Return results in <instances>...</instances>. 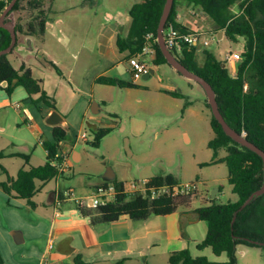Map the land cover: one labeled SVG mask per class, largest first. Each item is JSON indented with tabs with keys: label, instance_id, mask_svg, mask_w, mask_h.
<instances>
[{
	"label": "rangeland",
	"instance_id": "1",
	"mask_svg": "<svg viewBox=\"0 0 264 264\" xmlns=\"http://www.w3.org/2000/svg\"><path fill=\"white\" fill-rule=\"evenodd\" d=\"M33 4L30 5L29 2ZM142 0H22L20 8L10 14L14 18L15 26L22 28L20 37L25 38L29 30L28 25L33 23L37 17L50 19L48 29L56 33L58 30H66L71 34L76 31L88 30L89 35L94 37L95 32L101 34L107 31L108 35L114 32V36H121L120 31L127 32L131 26V18L128 8L134 3ZM35 2L40 3L37 9ZM239 5L232 7V12L238 13ZM187 24L194 32L201 33L202 41L198 54V65L204 64V52L223 61L225 54L241 51L244 48V39H238L236 43L224 39L218 40L217 32L208 17L204 15L187 14ZM74 31V32H72ZM215 35V36H214ZM118 49L114 43L113 53L109 50L107 58L115 65V71L124 74L121 80L136 85L135 88H119L112 86L96 85L94 87V98L91 94V83L84 98L70 100V87L64 86L60 101H63L71 109L68 121L72 124L66 134V141L61 142V151L67 153L65 187L75 191L76 196L83 195L88 183L101 179L108 169H112L117 181L124 184L127 192L133 190L132 184L138 188L143 183L156 176L171 174L175 176L182 185H193L197 191L207 200L214 199L218 204L237 202L238 197L232 193L228 184V169L224 163L216 162L226 156V151L221 150L218 157L208 148V143L214 137L210 120L211 110L207 108V97L203 88L194 81H190L174 71L169 65L155 67L152 60L147 59L150 69L154 74L149 79L140 78L134 80L125 70V61L119 56ZM83 57V56H82ZM100 53L92 63H88V71L100 67ZM12 61V58H9ZM69 62V58L65 60ZM74 63L71 58L70 66ZM16 63L14 64V66ZM229 67V64H228ZM229 69V68H228ZM231 72V68L229 69ZM35 76L45 78L42 71ZM48 89L54 88V82L58 78L48 76ZM57 84V82H56ZM73 89L78 88L76 83H71ZM70 88V89H69ZM90 91V93H89ZM48 92V91H47ZM170 92H176L182 98L171 96ZM64 96V97H63ZM7 98V94L0 92V103ZM92 105L100 106L101 111L93 114L91 110L84 118L83 111ZM64 103L61 106H63ZM189 103V105H187ZM21 105L20 113L32 105ZM36 107V106H35ZM37 108V107H36ZM40 112L41 109L37 108ZM8 122L6 131H0V137L8 138L15 144L32 142L31 150L37 156L43 153V149L31 139L27 126L14 117L13 111ZM6 112H0V124L5 121ZM8 119V118H7ZM6 119V120H7ZM17 124V125H16ZM97 129H112V132L104 137L99 147L92 146ZM1 126V125H0ZM85 134L86 141L81 139ZM3 148L0 145V152ZM7 151L8 149H5ZM79 155L73 158V153ZM77 160V161H76ZM1 165L9 170L10 175L15 176L19 169L25 165L20 158H8L0 160ZM32 165L37 166L38 160L33 158ZM0 182H6V175H0ZM54 183L47 187V191L54 190ZM218 189V192L216 190ZM46 197V196H44ZM25 200H15L0 189V224L11 225L26 229L27 222L40 220L36 212L27 210ZM200 203H194L192 208L198 209ZM182 211V210H179ZM204 238L207 233V224L203 222ZM23 232V230L18 229ZM16 255L5 254L6 264H38L28 258L37 251L33 243L27 242L16 245ZM38 249L42 250L39 244ZM193 257H205L210 262H225V254L217 257L209 248L202 251L194 246L188 250ZM238 264H264V249L239 246L236 250ZM143 263V260H141ZM148 264H169L167 259L159 257L153 260L149 257Z\"/></svg>",
	"mask_w": 264,
	"mask_h": 264
},
{
	"label": "trees",
	"instance_id": "2",
	"mask_svg": "<svg viewBox=\"0 0 264 264\" xmlns=\"http://www.w3.org/2000/svg\"><path fill=\"white\" fill-rule=\"evenodd\" d=\"M19 0L12 11L20 8ZM166 0H143L135 4L129 11L131 26L126 37H118L117 47L120 53L128 52L129 59L142 52L145 37L153 34L157 38V30ZM185 3L197 10L198 15L209 18L217 33L223 32L231 42L244 39L241 60L237 62L236 73H230L228 64L220 62L208 52H204V64L198 65L199 49L184 46L180 54L174 55L189 71L199 75L213 88L219 111L231 129L242 135L249 142L264 151V0H174V5L165 28L172 25L179 33L194 32L190 28L177 22V7ZM30 5L33 3L30 1ZM239 5L238 13L232 12V7ZM37 9L40 3L35 2ZM7 5L0 3V16ZM47 21L37 17L28 25V34L43 36L46 32ZM16 33H22V28L15 26ZM11 44V35L0 27V51ZM155 57L152 63L155 67L168 65L157 43L154 44ZM57 74L61 71L53 64ZM6 83L3 88L2 85ZM99 85L135 88L133 83L124 82L116 78L99 77ZM17 87H22L28 93L29 100L37 108L45 104L56 109L53 100L43 89L42 80L33 76L32 70L22 65L16 70L8 59V55L0 57V89L9 96ZM175 98H182L176 92H170ZM189 105V103L187 104ZM207 108H210L206 103ZM210 125L214 137L208 143L214 158L221 150L226 156L216 162L224 163L228 169V184L232 193L238 197L237 202L218 204L216 200L205 199L192 186L186 194L172 195L176 187L181 186L178 179L171 175L156 176L146 180L147 194L151 190L168 189L157 199L150 200L141 195L129 196L125 193L124 184L114 180L111 182L116 190V197L112 203L96 210H80L84 217L90 218L92 223L111 224L123 217L133 221H144L149 216H167L178 210L189 209L194 203H200L196 209L201 221L207 223L206 238L198 245L200 251L209 248L219 257L227 256L225 262H210L205 257H193L188 250L174 252L169 256V264H238L236 249L238 246L264 249V195L252 201L243 211L238 212L243 203L255 191L259 190L264 181L263 161L260 156L241 146L228 137L219 122L211 116ZM112 132V129H97L92 146L99 147L102 139ZM54 142L43 144L48 152L46 162L42 166L21 169L16 178H10L6 169L0 163V175L6 174V182L0 183L2 191L12 198L26 200L34 206L32 199L37 193V182L47 183L55 180L60 173L52 166L51 160L60 150V144L66 138L62 128L53 130ZM5 155L0 154V160ZM22 158L29 164V157L23 154L10 155ZM238 212V213H237ZM237 218L232 225L234 215ZM263 244V246H260ZM0 264H5L0 253ZM74 264H85L80 258Z\"/></svg>",
	"mask_w": 264,
	"mask_h": 264
},
{
	"label": "crops",
	"instance_id": "3",
	"mask_svg": "<svg viewBox=\"0 0 264 264\" xmlns=\"http://www.w3.org/2000/svg\"><path fill=\"white\" fill-rule=\"evenodd\" d=\"M135 4L137 3L129 6L128 11ZM196 11L185 3L178 5L177 22L190 28L187 24L186 16L188 14L194 17L197 14ZM49 24L50 19L47 20L46 32L43 36L27 34L25 38H23L24 36L21 38V33H18L17 47L8 55V59L12 58V61L10 59L9 61L16 70L25 65L32 70L35 78L42 80L43 89L50 99L53 100L56 109L40 104L41 111L39 112L29 100L28 93L22 87L15 88L11 96L0 89V92L6 93L9 98H5L0 103V112H6V115H4L5 121L0 124V131H6L7 121L12 116V113L9 114L11 111H7V109L12 110L17 121L27 126L31 139L43 149V153H38L36 156L31 150L32 142L15 144L8 138L0 137V145L3 148L0 154L3 153L5 155L3 159L18 158L10 157V155L15 154H23L29 157V164L25 163L22 169L45 164L48 153L43 144L45 142H54L53 130L55 128H62L66 134L70 130L69 126L72 124L68 121V115L71 108L63 101H60L62 91H64V96L67 95L66 88L63 89L64 86L71 88H69V94L72 95L69 98L74 100L79 98V96L84 98L88 90L87 86L91 83V94L89 97L91 96V99H93V86L99 85L96 83L99 77L104 76L119 80L125 77L124 74L115 71L113 61L107 58L109 50L113 53L114 43L118 49L117 39L119 36L116 35L115 37L114 32L108 35L107 31L105 33L103 31L100 32V36L95 32L93 38L86 29L76 32L72 31L74 32L72 34L66 30L50 33ZM120 34V37H126L128 31H120ZM215 35L218 40L224 39V34L221 38H219V33ZM242 52L243 49L235 51V53ZM99 53L100 59L98 62L100 67H95L91 69L92 72H89L88 63H92V56L94 55L97 58ZM128 55V52L119 54L125 61V70L131 75ZM67 58H69V62L65 61ZM71 58L74 59V63L70 66ZM15 63L16 65L14 66ZM50 63H53L61 71L60 75L57 74ZM163 66L165 65L158 67ZM236 67L237 63L229 64L230 73L235 74ZM40 71L45 73V78L35 76ZM48 76L58 78L54 82V88L50 90H46L48 89L49 79H51ZM71 83H76L78 88L74 90L73 86H70L72 85ZM5 86L2 85L3 88ZM21 103L27 106L30 104L34 107H27L24 113H20ZM60 103H64L63 106ZM90 110L93 114H96L101 111V108L99 105H92L90 102L89 109L86 108L83 111L84 118ZM54 113L58 115L55 120L58 125L49 124V121H53ZM91 126L97 129L96 125ZM64 141H66V138ZM4 148L8 150L5 151ZM61 152L67 154L66 152ZM75 156L79 160L80 157L76 152L73 153L74 159ZM33 158L38 160L37 166L32 165ZM6 171L10 178H16L19 172L13 176L10 175L9 170L6 169ZM115 180H117L116 175ZM65 181V177L62 174L50 182L36 183L37 193L32 199L34 206L32 207L25 201L27 202V210L36 212L40 220L36 221V223L27 222L25 227L28 229V233L21 228L0 224V253L3 259H5L3 251L7 255L15 256V244L21 245L30 242L33 243L37 251L28 260L33 259L38 264H74L77 258H80L85 264H148L149 257L153 260L165 257L169 263V256L172 253L189 250L190 246L198 249V245L206 238V236L204 238L202 233L205 225H202L204 224L203 221L200 220L196 209L192 207L182 211L178 210L167 216L151 215L144 221H133L123 217L108 225L99 221L92 223L90 218L81 214V211L73 202H64L60 208L57 207V194L68 189L65 187ZM51 183H54L55 189L50 190L52 192H49L47 196V187ZM102 183V178L93 183H88L83 195H90ZM125 191L127 192L126 188ZM132 192L133 190L127 193L131 196ZM18 229L23 230V232ZM39 244L42 246V250L38 249ZM141 260H143V263Z\"/></svg>",
	"mask_w": 264,
	"mask_h": 264
},
{
	"label": "built area",
	"instance_id": "4",
	"mask_svg": "<svg viewBox=\"0 0 264 264\" xmlns=\"http://www.w3.org/2000/svg\"><path fill=\"white\" fill-rule=\"evenodd\" d=\"M10 0H0L1 4H7ZM165 43L169 50L180 54L184 46L188 48L196 47L199 48L201 44L207 45V41H202V35L198 32H192L188 34L179 33L172 25L168 26L165 31ZM157 41L154 39L153 34H148L145 37V45L142 52L133 56L128 60L129 69L134 80H139L140 78L149 75L151 69L149 64H147V59L153 60L155 57L154 44ZM241 60V53L229 52L224 56V62L226 64H235ZM81 139L86 141L87 137L85 134L81 136ZM48 153V152H47ZM67 154L59 152L52 158L51 164L55 167L60 175L66 172L67 168ZM147 182L143 183L142 188H138L136 184H133L132 195H141L143 197H148L150 200L157 199L161 195L169 194V190L162 188L159 190H151V194H147L146 186ZM192 186L190 184L181 185L173 190L172 195L186 194L191 191ZM125 193L129 195L126 191ZM116 190L114 185L111 183H102L94 189V191L87 197L76 196L75 191L72 189H65L57 194V207H61L64 202H73L79 210H96L99 207L106 206L112 203L116 197ZM131 195V196H132Z\"/></svg>",
	"mask_w": 264,
	"mask_h": 264
},
{
	"label": "water",
	"instance_id": "5",
	"mask_svg": "<svg viewBox=\"0 0 264 264\" xmlns=\"http://www.w3.org/2000/svg\"><path fill=\"white\" fill-rule=\"evenodd\" d=\"M17 1L18 0H12L10 5L6 8V10L3 12V14L0 18V27L5 29L6 31H8L11 35V44L9 45L8 48L0 51V57L5 56V55H9L15 49V45L17 44V33L15 30L14 18L10 17V21L7 24L3 23L6 15L8 14V12H10L13 9V7L17 3ZM173 5H174V0H166L165 6L163 9L161 18H160L158 30H157V38H156L157 45L159 46V48H160L163 56L165 57L168 65L174 71L178 72L184 78H186L190 81L196 82L197 84H199L203 88V90L205 91L206 97H207L208 105L210 106L212 116L222 126L224 133L228 137H230L234 142H236V143L240 144L241 146L251 150L252 152L256 153L258 156H260L262 158L263 172H264V151L259 149L253 143L249 142L242 135L238 134L237 132H235L233 129H231L229 127V125L226 123V121L224 120L223 116L221 115V113L219 111V107H218V104L216 101V94H215L213 88L211 87V85L208 82H206L202 77H200L199 75L189 71L184 65H182V63L174 55V52L169 50V48L166 46L165 36H164L165 31H166L165 26H166L167 20L170 16ZM222 35H223V32H220L219 38H221ZM153 74H154V70H151L149 75H147L143 79H149L151 77V75H153ZM3 85H6V83H4ZM57 116H58L57 113H54V116L52 118L53 121H51V122L49 121V124L58 125V122L55 121ZM102 179H103V183H111L115 180V173L112 171V169H108L106 174L102 177ZM216 192H218V189L216 190ZM263 195H264V181H263L262 187L248 197V199L243 203V205L241 206V208L239 209L238 212L243 211L252 201L261 198ZM214 197H215V194L213 195L212 199H214ZM237 213H235V215H234L232 225L237 218ZM260 246H263V244H260Z\"/></svg>",
	"mask_w": 264,
	"mask_h": 264
},
{
	"label": "flooded vegetation",
	"instance_id": "6",
	"mask_svg": "<svg viewBox=\"0 0 264 264\" xmlns=\"http://www.w3.org/2000/svg\"><path fill=\"white\" fill-rule=\"evenodd\" d=\"M18 1H19V0H18ZM18 1H17V2H18ZM11 2H12V0H10L9 3L5 4V5H7L6 8L10 5ZM6 8H5V10H6ZM13 8H14V7H13ZM5 10H4V11H5ZM12 10H13V9H12ZM12 10H11L10 12H8V14L6 15L5 20H4V22H3L4 24H7V23L10 21V14L14 12V11H12ZM4 11H3V12H4ZM3 12H2V14H3ZM2 14H1V16H2ZM1 16H0V18H1ZM17 34H18V33H17ZM17 40H18V39H17ZM16 47H17V44L15 45V48H16Z\"/></svg>",
	"mask_w": 264,
	"mask_h": 264
}]
</instances>
